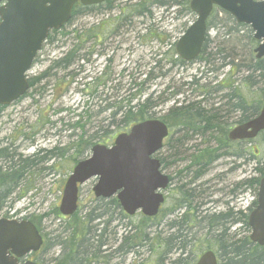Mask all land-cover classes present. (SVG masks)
<instances>
[{
  "label": "rangeland",
  "instance_id": "374dc122",
  "mask_svg": "<svg viewBox=\"0 0 264 264\" xmlns=\"http://www.w3.org/2000/svg\"><path fill=\"white\" fill-rule=\"evenodd\" d=\"M171 1L106 0L91 13L74 17L59 32L52 34L50 39L52 41L49 40L44 45L37 57L29 74L36 79L33 91L30 90L28 95L0 109V139L17 132L29 134L28 132H34L36 128L40 129L43 126L34 144L17 150L19 156L13 158V163L17 165L22 157L23 160L30 161L39 159L46 152L47 158L43 164L39 162L36 166L35 161L31 164L27 182H20L7 202L0 203V209L5 216L20 218L30 215L46 239L42 250L52 248L48 257H55L58 253L57 244L49 246L48 244L52 242L48 239L58 236L65 228L77 230L81 229V225H87V219L85 222L82 219L97 205L93 192L97 179L93 178L80 187L77 212L67 217L60 214L63 189L73 167L90 155L93 145H110L121 130L127 131L130 128V125L125 127L122 124L123 113L119 112L116 106L106 109L107 104H115L121 100L126 103L132 99L130 104L136 105L149 98L150 109L141 110L145 112L143 116L160 118L170 123L173 125L171 129L173 132L178 126L175 125V120L169 118L171 107L175 106V101L178 105H186L204 100L206 95L197 93L201 90L200 87L210 92L212 86L224 81L227 83L232 78L235 86L245 89V96L249 98L252 96L248 88L241 86L247 74L241 71L230 77L231 70H235V67L232 68L229 64L232 59L224 60L223 54H216L220 50L219 46L223 45L221 42L229 38L223 34L224 30L216 28V25L228 22L227 17L219 9L216 10L219 12L218 17L212 15L209 20L212 27L209 30L211 43L208 45L207 53L212 54L211 63L194 61L191 64H179L180 58L175 52V42L195 21L196 15L183 9V0H179L181 5H171ZM160 2H165V5H160ZM227 25L228 28L232 26L230 23ZM120 26L122 28H119ZM101 27H104L103 36L107 40L98 45L99 50L107 47L108 43L110 48L105 55L97 56L92 52L94 45L87 41L89 39L85 32L90 29L92 32V28L100 31ZM83 38L86 40L81 44ZM80 44L83 49L76 50L74 60L70 62L68 69L50 71L46 78L37 79L48 70L52 60L57 59L59 62L67 51L77 49ZM84 54L86 58H82ZM109 58L112 59L111 62H108ZM236 63L241 64V59L235 60ZM108 65L110 70L107 69ZM106 71L108 75L105 76ZM99 80L104 81V85H100ZM194 80H198L197 85L191 84ZM252 90L253 101L262 99L263 104L264 81ZM43 93L45 97L35 104L34 100ZM219 100L211 102L210 106L219 107L226 103L225 101L218 103ZM136 111L137 109L133 110L135 114ZM228 121L230 122L228 126L232 127L233 115ZM182 137L184 138L180 141L178 150L199 151V157H203L209 146L214 144L203 138L200 133L181 132L178 137L170 135L167 140L168 148H174V140L171 138ZM1 147H4V143L0 145ZM39 148L46 152L37 155ZM233 148L240 149L237 144L233 145ZM243 149L248 153L254 150L257 155L253 160L250 159V155L245 159L241 158L240 171L235 177L231 175L233 180L241 181L243 199L239 207L244 214L251 206V202L255 201L254 192L256 197L258 193L259 183L255 182L261 176L262 166L258 162L264 163V133L256 140L244 143ZM1 184L5 182L0 181V186ZM26 185L27 188L24 187ZM21 191H25V194L18 199ZM129 222L137 227V230L141 226V230L144 231L141 237L147 233L151 238L150 241L145 240L144 259L140 264H195L200 254L208 249L215 252L219 250L222 254L230 243L234 242L236 246H241L245 240L250 241V230H246L244 221H241L237 227L242 228V231L237 236L225 237L223 251L219 246L218 236H198L199 242L196 240L191 242L192 246L184 252L177 250L166 253L164 248L159 250L155 246L159 241L156 243L154 240L157 237L154 218H144L138 212L135 216L129 217ZM94 224L95 221L91 223ZM130 231L132 230L129 229ZM137 239L131 235L130 245ZM161 243L165 244L163 241ZM130 258L133 259L132 256ZM136 260L133 264H136ZM177 260L179 262L176 263ZM222 261L223 259L220 262Z\"/></svg>",
  "mask_w": 264,
  "mask_h": 264
},
{
  "label": "flooded vegetation",
  "instance_id": "af4514ba",
  "mask_svg": "<svg viewBox=\"0 0 264 264\" xmlns=\"http://www.w3.org/2000/svg\"><path fill=\"white\" fill-rule=\"evenodd\" d=\"M103 4L93 6L96 9ZM77 5L80 4L78 3ZM65 25L63 27H65ZM62 28H60V30ZM119 28H122V26ZM103 30L104 27H101L100 31H98L97 28H92V37L87 40L93 43L92 52L97 56L105 55L107 53L106 51L110 48V43H108L107 47L99 50L98 45L103 44L107 40V38L103 36ZM178 39L175 42V50ZM49 40L46 39L42 49ZM85 40L86 39L83 38L80 41L81 44H83ZM81 44L78 47L76 46L77 50L83 49ZM40 52L37 54V57ZM92 52L90 54H92ZM67 54L68 51L59 60L66 57ZM73 55L74 54L68 57L65 62L61 61V63L60 61L57 62V59L52 60L46 73L58 71L59 69L62 70L66 65L68 69L70 62L74 60ZM37 57L31 69L36 63ZM82 58H86V54H84ZM111 61L112 59L109 58L108 62ZM191 63L192 62L180 59L179 64ZM107 69L110 70L109 65ZM30 71L28 73L29 88L23 96L28 95L30 90L32 92L35 86V79L29 76ZM46 73L42 75L43 77L41 79L47 76ZM106 75H108L107 71L105 72V76ZM103 82L104 81H100L99 84L104 85ZM211 88L212 90L210 92L204 90L203 87H200L201 90H199V92L197 91L198 94H205L206 96L204 100L198 102L201 105V109H197L198 112H196V116L194 117H189V115H193L192 104L194 102L186 105H178L175 101V106L170 109L169 118L170 120H175V125H177L178 128L171 132L169 124L165 121L169 128V135L164 139L162 147L154 155V159L159 163L160 172L168 177V185L164 189L158 191L163 195V202L160 204L159 210L154 217L156 220L154 224L155 234H157L154 240L156 243L159 241L155 246L159 250L164 248V252L166 253H173L177 250L181 253L184 252L189 246H192L191 242L195 240L196 242L198 241V236H218L219 246L222 250L223 247H225V237L237 236L240 231H242V228L237 227V224L241 221H244L246 230H250L251 233L248 219L249 214L257 204L256 193L254 192L255 201L251 202V206L243 214L239 207L243 199L241 181L233 180L231 175L235 177L240 171L241 158L245 159L247 155H250V159H255L257 155L254 150H252L251 153H248L245 149H243V151L242 145L248 141L256 140V138L264 133V130L260 131L254 138L237 139L234 141L229 139V133L236 127L245 125L256 118L260 114L264 103L258 108V101H253L254 92L251 91V98L246 96V98H249V103L247 104V109H245L238 106L239 101L236 100V98H240V95L234 92V88H238L237 86L226 87L217 84ZM36 92L37 90H35V93ZM39 97L40 96L34 100L35 104L42 101L45 94L43 93L41 95V100ZM224 98L226 101L228 100L230 105L232 103L237 104V107H231L229 112H225V108L223 109V107H225L224 105L219 107L210 106L217 99H220L217 101L218 103L221 101L224 102ZM145 100L146 99H144V102ZM111 106L112 104H107L106 109L111 108ZM6 107L7 106L0 105V109ZM149 109L150 102L146 110ZM185 109L187 118L179 115L183 113ZM218 113L221 115H217ZM223 114H227V116H223ZM231 115H233L234 118L232 127L228 126L230 123L228 119L231 118ZM78 116H80V114ZM42 127L43 126H41L40 129L36 128L34 132H28L29 134L17 132L12 136H6L0 139V145L4 143V147L0 148V164L2 162V165H0V181L5 182V184H1L2 186H0V189H2L0 190L1 204H3L4 201V203L7 202L8 198L14 193L16 187L20 185V182H27L31 164H34V161L36 166L39 165V162L43 164L45 158H47V152L43 148H39L37 155L44 153V151L46 152L41 158L30 161V159L23 160L22 157L17 165L13 163V158L19 156L17 150H23L30 144H34ZM181 132L200 133L203 138L212 141L214 144L211 147L209 146L203 157H199V151L192 152V150H186V152H183L177 148H168L169 144L167 140L170 135H172V137H178ZM40 136H42V134H40ZM183 138L184 137L171 138L174 140L173 146H175V144L181 145L180 141H182ZM17 141H19V143H17ZM236 144L239 145L240 149L233 148V145ZM242 154H244V156ZM7 163L9 164L7 165ZM16 166L18 167L17 169ZM2 169H5V171H2ZM210 174H212L211 177ZM25 175H27V178H25ZM7 182L8 184H6ZM24 187L27 188V185ZM24 194L25 191H21L17 198H21ZM109 199L113 200L114 203L118 201L116 196ZM110 209L111 211L103 216V218L107 219L105 225L109 226L108 228L106 227L105 230H101L100 228L98 231L95 229L72 230L70 228H65L58 236L49 238L48 241L52 242L48 244L49 246L54 244L58 246V253L55 257H48L49 250L52 249L51 247H48L46 251L42 250L46 239L39 230L43 239L42 247L38 251L27 254L20 261H34L38 264H133L135 259H137L136 264H140L144 259L146 234L141 237L142 232H144L141 230V226L139 230H137V227H134L129 222V217L131 216L123 211L119 201L116 208L112 205ZM117 210L118 212H115ZM0 219L32 221L30 215L20 218L16 216H5V214L1 212V209ZM89 220L92 223L95 221V226H100L102 218H95L92 216ZM129 229L133 232H129ZM98 232H100L101 235H98ZM138 234L140 236L137 237ZM131 235L134 239H138L130 245ZM147 236L150 241L151 238L149 235ZM164 237H167V239ZM162 241L165 243L164 245L161 243ZM215 254L220 262L221 253L219 250L216 251ZM131 256L133 257L132 260H130Z\"/></svg>",
  "mask_w": 264,
  "mask_h": 264
},
{
  "label": "water",
  "instance_id": "95a60500",
  "mask_svg": "<svg viewBox=\"0 0 264 264\" xmlns=\"http://www.w3.org/2000/svg\"><path fill=\"white\" fill-rule=\"evenodd\" d=\"M106 0H0V105L9 106L29 88L28 72L49 33L67 24L78 3L82 6L103 4ZM196 20L176 44L177 54L186 61L195 60L206 40L207 20L215 6L228 12L238 23L249 25L260 41L256 58L264 57V1L190 0ZM264 129V105L260 114L229 133V139L254 138ZM169 130L159 119L134 124L118 134L111 146L96 144L91 154L79 161L68 177L59 211L73 215L78 208L79 185L92 178L97 198L116 196L129 215L141 211L148 217L157 214L163 195L157 191L168 185V177L159 170L153 155L162 147ZM250 240L264 245V176L258 188L256 208L250 213ZM43 239L29 220L0 219V264H38L20 261L38 251ZM196 264H218L209 250Z\"/></svg>",
  "mask_w": 264,
  "mask_h": 264
},
{
  "label": "trees",
  "instance_id": "16d2710c",
  "mask_svg": "<svg viewBox=\"0 0 264 264\" xmlns=\"http://www.w3.org/2000/svg\"><path fill=\"white\" fill-rule=\"evenodd\" d=\"M183 1H184L183 9L186 12L192 13L189 7L190 0H183ZM171 2H172L171 5H181L179 0H172ZM162 4L165 5V2H160V5ZM142 9L146 11L145 8H142ZM93 10H95L94 6L83 7L81 5H76L73 9L71 20L78 15H81V14L84 15V14L91 13ZM218 13L219 12L215 10L213 12V16L218 17ZM223 13H224V16L227 17L228 22L224 24L222 23L221 25H218V26L216 25V28H218L219 30H224L223 34L228 35L229 38H227V40H224L225 42L224 41L223 43L221 42V44L223 45L219 46L220 50H218L216 54L217 55L223 54L224 60L228 58L232 59L229 62V64H231L232 68L235 67V70L231 68L232 70L230 73V77H232L236 72L238 73L241 71L247 74L241 86L248 88V90L251 93V91H253L252 90L253 87L257 86L259 83L264 81V58L259 59V60L255 59L254 48L257 46L258 41L254 39L251 28L244 24L237 23L233 19V17L230 16L228 13H225V12ZM227 23H230L232 26L228 28ZM211 27H212V24L208 22V28L210 29ZM53 33H56V31L50 32L47 40L52 38V36L54 35ZM90 33H91V29L85 32V35L88 39L92 37V33L91 34ZM231 33H234V34H231ZM230 34L232 35V37L230 36ZM76 38H78V36H76ZM216 38H219V37H216ZM209 43H211V40L208 37L203 46L201 55L198 57L197 61H202L204 63H211L212 54L207 53L208 52L207 48H208ZM76 50L77 49L69 50L66 57L60 60V63L61 61L65 62V60L68 57L72 56V54H74ZM238 59H241V64L239 63L235 64V60H238ZM64 69H67V65L64 67ZM46 74H48V72ZM42 77L43 76L37 79H41ZM234 82L235 81L232 80V78H230L229 82H227L228 84L226 83V81H224V82L219 83L218 85H224L226 87H233L235 86ZM194 83H197V81H195ZM244 91L245 89H242L241 87L234 88V92L239 93L240 95V98L239 97L236 98V100L239 101L238 106L247 109L249 98H246ZM261 100L262 99L258 101V105H257L258 108L261 106ZM131 101L132 99L128 100L125 103L124 100H121L120 102H115V104L113 103L114 105L112 104V107L116 106L118 108L117 110L123 113L124 115V119L122 121L123 126L128 127L129 125L131 126L145 119L153 118L151 116H143L145 112L141 111L143 109H147L148 103L150 102L149 98L146 99L145 102H143L142 104L138 102V104L136 105H131L130 104L132 103ZM198 102H194L192 104L193 115H189V117L196 116L195 114L196 112H198L197 109L198 108L201 109V105ZM224 106L228 108V109H225V112H229L231 110V107L232 108L237 107V104L232 103L230 105V103L227 100ZM134 109H137L136 114L133 112ZM185 111L186 109L184 110L183 113H180L179 115L182 117H186L187 114L185 113ZM219 114L220 113H218L217 115ZM169 126L171 129L173 128L172 127L173 125H171L170 123H169ZM123 131L125 130L123 129L120 132H123ZM173 147L175 149L176 148L178 149L180 146H178V144H175V146ZM242 155L244 156V154ZM258 164L262 166L261 176H260L261 178L262 176H264V163H261L259 161ZM260 178L257 179V181L255 182L256 184L259 183ZM96 202H97V205L94 208H92V210H90L88 214L85 217H83V219L81 218L83 222H85L86 219L88 221L87 225L80 226L81 229L82 228L83 229H95L98 231V229L100 228L101 230L102 229L105 230L107 227L105 225L107 223V219L103 218V216H105L107 213L111 211L110 208L112 205L114 206V208H116L117 203H118L117 201H115L114 203V201L111 199H96ZM91 215L95 218H102L100 222V226L91 225L92 222H90L89 220L92 217ZM98 235H101V233L98 232ZM147 235L148 234H146L145 236ZM246 241L248 240H245V242H242L241 246H236L235 243L229 244L226 250H224L225 247H223L222 251L224 250V252H222L221 254V260L223 259V261L220 264H264V246H258L256 244L251 243L250 241L249 242H246Z\"/></svg>",
  "mask_w": 264,
  "mask_h": 264
},
{
  "label": "bare ground",
  "instance_id": "6f19581e",
  "mask_svg": "<svg viewBox=\"0 0 264 264\" xmlns=\"http://www.w3.org/2000/svg\"><path fill=\"white\" fill-rule=\"evenodd\" d=\"M195 78V77H194ZM196 80H194L191 84L193 85H197L198 83V80H197V83H194ZM190 85V84H189ZM165 239H167V237H164ZM145 240H149V238L147 236H145ZM179 262V260L176 261V263ZM175 263V262H174Z\"/></svg>",
  "mask_w": 264,
  "mask_h": 264
}]
</instances>
